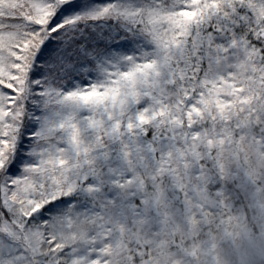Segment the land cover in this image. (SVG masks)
I'll return each instance as SVG.
<instances>
[{
    "label": "snow or ice",
    "instance_id": "obj_1",
    "mask_svg": "<svg viewBox=\"0 0 264 264\" xmlns=\"http://www.w3.org/2000/svg\"><path fill=\"white\" fill-rule=\"evenodd\" d=\"M0 264H264V0H0Z\"/></svg>",
    "mask_w": 264,
    "mask_h": 264
}]
</instances>
